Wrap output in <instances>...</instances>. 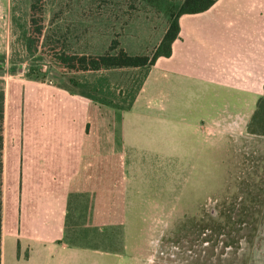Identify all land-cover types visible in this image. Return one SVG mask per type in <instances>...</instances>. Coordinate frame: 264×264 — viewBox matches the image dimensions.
<instances>
[{
	"label": "rangeland",
	"instance_id": "1",
	"mask_svg": "<svg viewBox=\"0 0 264 264\" xmlns=\"http://www.w3.org/2000/svg\"><path fill=\"white\" fill-rule=\"evenodd\" d=\"M182 1L45 0L43 46L57 42L68 52L100 55L116 40L129 55H150ZM29 5L30 0H0V49L9 44V63L24 64L42 79L60 80L70 91L97 100L92 119L107 117L124 136L132 170L123 183L132 186V173L135 185L147 181V201L138 195L126 202L125 218L107 219L98 235L71 237L72 243L90 247L85 259L90 254V264H114L112 258L115 264H249L253 246L245 239L254 230L238 221V214L264 215V138L246 132L256 102H225L232 92L208 84L192 96L185 85L199 80L166 74V102L146 96L145 89L133 114L118 121L117 108L126 107L146 70L61 74L42 51L26 50ZM195 54L206 61L216 56L211 50ZM4 59L0 55V65ZM5 191L8 220L10 192ZM130 208L137 209V217L130 216ZM263 254L254 256L259 260Z\"/></svg>",
	"mask_w": 264,
	"mask_h": 264
},
{
	"label": "crops",
	"instance_id": "2",
	"mask_svg": "<svg viewBox=\"0 0 264 264\" xmlns=\"http://www.w3.org/2000/svg\"><path fill=\"white\" fill-rule=\"evenodd\" d=\"M178 23L170 57L157 59L147 70L131 108L118 121L133 114L146 90V96L166 102V74L199 80L185 85L192 96L207 84L232 92L225 102H257L263 95L264 0H218L206 12L181 16ZM208 50L216 54L213 59L194 58L195 52ZM0 55L6 58L0 65L1 264H90V254L85 259L90 247L72 243L71 237L98 235L107 219L125 218L126 202L132 204L138 195L147 201V181L135 185L132 173V186L123 183L132 170L125 160L124 136L115 133L107 117L92 119L94 103L87 94L70 91L60 80L42 79L24 64L9 63V44L1 46ZM5 189L10 192L8 220ZM129 212L138 216L136 208Z\"/></svg>",
	"mask_w": 264,
	"mask_h": 264
},
{
	"label": "trees",
	"instance_id": "3",
	"mask_svg": "<svg viewBox=\"0 0 264 264\" xmlns=\"http://www.w3.org/2000/svg\"><path fill=\"white\" fill-rule=\"evenodd\" d=\"M217 1L218 0H183L178 9L171 14L168 27L151 54L133 56L129 55L124 49H122L116 40H112L107 50L100 55L68 52L60 47L59 43L57 42L43 46V13L45 8V0H30L26 50L29 53H35L39 50L42 51V53L45 54L46 57L56 65L58 71L61 74L94 73L123 69H145L147 72L148 69L154 66L157 59L161 57H170L172 53V44L178 38L179 34V18L183 15H194L206 12ZM146 72L140 83L130 94V98L126 104V107L120 109L116 106H112V108H117L122 111L131 108L134 99L146 77ZM87 96L91 101L97 102V100H95L92 96ZM3 115L4 93L0 87V264L2 234ZM246 132L251 136L264 138V89L263 95L256 102L255 108L247 122ZM238 217V221L249 224L254 230V232L248 234L245 239L246 242L250 244V248L253 246L251 253H249L250 260L248 259L247 262L252 264V262L256 260L253 264H264V262L260 261L264 254L259 260L257 258L258 255L257 257L254 256V254H256L258 251H261V253L264 252V215L261 217H253V215L238 214ZM257 226L259 228H257Z\"/></svg>",
	"mask_w": 264,
	"mask_h": 264
}]
</instances>
